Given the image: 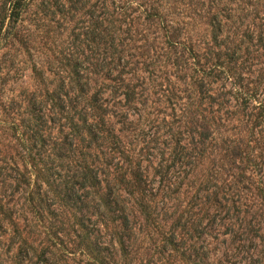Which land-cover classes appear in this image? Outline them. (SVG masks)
Instances as JSON below:
<instances>
[{"label":"rangeland","instance_id":"rangeland-1","mask_svg":"<svg viewBox=\"0 0 264 264\" xmlns=\"http://www.w3.org/2000/svg\"><path fill=\"white\" fill-rule=\"evenodd\" d=\"M11 1L0 264H264V0Z\"/></svg>","mask_w":264,"mask_h":264},{"label":"trees","instance_id":"trees-1","mask_svg":"<svg viewBox=\"0 0 264 264\" xmlns=\"http://www.w3.org/2000/svg\"><path fill=\"white\" fill-rule=\"evenodd\" d=\"M20 1L21 0H13V1H11L9 4V6H8V8H7V10H6V18H10V21L12 22V24H15L16 22H18V19L20 18V16H21V3H20ZM220 27H221V25H220ZM220 27H218V28H215V30L218 32V33H220L221 32V28ZM217 38H218V36H217ZM51 98H53V97H51ZM93 101H92V106H93V109H94V111H96V112H98V111H102V115L101 116H99V119H100V121H102V123H101V125L100 124H94V123H91V124H89L88 123V120H87V118L85 117V118H82V124H84L85 125V127L82 129V130H80V132H82V131H86L87 133H89V134H91V136H95V133H102V126H104V125H106V123H104V121H103V119H105V117L108 115V111L107 110H103L102 109V107H101V105L100 106H98V101H97V99H92ZM63 108L61 109V111H63L64 113H66L67 114V116L65 117V119L66 120H70V122H69V124L68 125H71L74 121V117L75 116H70L71 115V113H70V111L68 110V108L66 109L65 108V106H62ZM59 109V108H58ZM96 116V115H95ZM109 137V139L108 140H111L112 141V143L114 144V146H115V149H118L119 150V148L117 147V143H116V140H118V138H114L115 137V134L114 135H112V136H108ZM94 138H97V137H94ZM97 139H99V138H97ZM101 139V138H100ZM103 139H105L106 140V137L105 136H103ZM119 151H121V150H119ZM128 161V160H127ZM138 170H140L139 169V167H138ZM92 175H94V176H89L87 173L84 175V177H83V181H84V184H88V186L89 187H91V188H95V187H97L98 186V183H97V176H96V174L95 173H93L92 172ZM17 176H19L21 179H22V181H24L25 183H27L26 181H27V174L25 175V174H21V172H18V174H17ZM11 177V176H10ZM135 190H133L132 191V193L133 194H139V195H141V200H143L144 198V195H145V189L142 187V184H146V182H145V180L142 178V173H138V174H136L135 176ZM14 180L15 181H21V180H18V178H14ZM90 181V182H89ZM23 182V183H24ZM24 183V184H25ZM121 184H123V185H127V184H124V182H120ZM128 186V185H127ZM131 187H133V186H131ZM140 204L142 205V201L140 202ZM142 211H145V207H144V205H142ZM146 212V211H145ZM147 213V212H146ZM148 216H149V214H148ZM80 228H81V231L84 233V235H85V239H87V240H90V234H89V228L86 226V225H84V223H81L80 224ZM91 232V231H90ZM171 243H173L172 242V240H170V244ZM99 245L100 244H97V246H95V248H93V251H94V257H95V260H97L98 258H99V256L101 255V252H99L100 251V249H99ZM176 247V246H175ZM175 251H177V249L175 248L174 249ZM125 254H126V252H125ZM106 257L107 256H103V258H101V260H100V264H107L106 263V261H107V259H106ZM109 258V257H108Z\"/></svg>","mask_w":264,"mask_h":264}]
</instances>
